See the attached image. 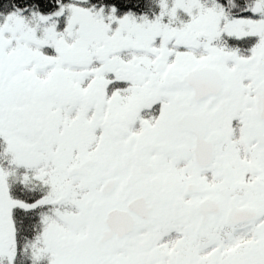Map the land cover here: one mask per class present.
I'll return each mask as SVG.
<instances>
[{
	"label": "snow or ice",
	"instance_id": "snow-or-ice-1",
	"mask_svg": "<svg viewBox=\"0 0 264 264\" xmlns=\"http://www.w3.org/2000/svg\"><path fill=\"white\" fill-rule=\"evenodd\" d=\"M0 264H264V0H0Z\"/></svg>",
	"mask_w": 264,
	"mask_h": 264
}]
</instances>
